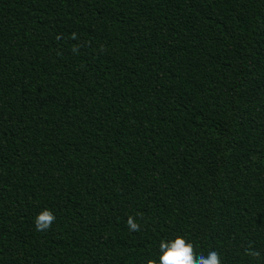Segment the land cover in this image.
<instances>
[{
  "label": "trees",
  "instance_id": "obj_1",
  "mask_svg": "<svg viewBox=\"0 0 264 264\" xmlns=\"http://www.w3.org/2000/svg\"><path fill=\"white\" fill-rule=\"evenodd\" d=\"M177 236L264 264V0H0V264Z\"/></svg>",
  "mask_w": 264,
  "mask_h": 264
},
{
  "label": "clouds",
  "instance_id": "obj_2",
  "mask_svg": "<svg viewBox=\"0 0 264 264\" xmlns=\"http://www.w3.org/2000/svg\"><path fill=\"white\" fill-rule=\"evenodd\" d=\"M57 38L59 39V37ZM73 51L75 52L77 49L74 48ZM55 220L56 217L51 210L41 211L34 221L36 231L45 232L49 230ZM127 225L130 231L139 232L141 230L133 216L128 217ZM159 250L161 253L159 264H222L220 254L217 251H210L207 256L204 254L197 255L193 244L187 242L183 236H177L171 241H161ZM246 254L257 258L260 256V252L252 248L246 249ZM147 264H157V262L149 260Z\"/></svg>",
  "mask_w": 264,
  "mask_h": 264
}]
</instances>
